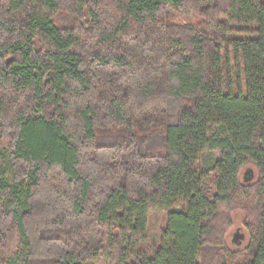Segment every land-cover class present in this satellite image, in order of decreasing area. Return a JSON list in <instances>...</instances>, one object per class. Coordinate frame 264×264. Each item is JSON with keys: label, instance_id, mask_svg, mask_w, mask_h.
Here are the masks:
<instances>
[{"label": "trees", "instance_id": "obj_1", "mask_svg": "<svg viewBox=\"0 0 264 264\" xmlns=\"http://www.w3.org/2000/svg\"><path fill=\"white\" fill-rule=\"evenodd\" d=\"M0 142V264H264V0H0Z\"/></svg>", "mask_w": 264, "mask_h": 264}, {"label": "rangeland", "instance_id": "obj_2", "mask_svg": "<svg viewBox=\"0 0 264 264\" xmlns=\"http://www.w3.org/2000/svg\"><path fill=\"white\" fill-rule=\"evenodd\" d=\"M171 20L179 24H194L197 20L195 17H189L188 15L175 14ZM253 26L244 27L242 35H250L253 30ZM4 149V145L0 142V150ZM220 158V151L213 150L207 151L200 161V168H207L213 166L215 161ZM9 168V167H8ZM254 171L253 178H257L258 173L255 167L252 168ZM247 170H244V176ZM248 175V174H247ZM246 175V176H247ZM13 173L10 171L8 174L9 180L12 181ZM252 178V179H253ZM251 179V180H252ZM250 180V181H251ZM167 210H155L150 212L148 216V238L149 243L153 244L159 242L163 238L164 229L167 221ZM232 226L226 233V246L229 250L237 252V262L242 263L249 259L247 254V247L250 243V233L245 226L246 214L241 209H236L231 214Z\"/></svg>", "mask_w": 264, "mask_h": 264}, {"label": "water", "instance_id": "obj_3", "mask_svg": "<svg viewBox=\"0 0 264 264\" xmlns=\"http://www.w3.org/2000/svg\"><path fill=\"white\" fill-rule=\"evenodd\" d=\"M249 170H247L246 175L248 174Z\"/></svg>", "mask_w": 264, "mask_h": 264}]
</instances>
